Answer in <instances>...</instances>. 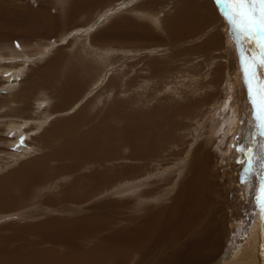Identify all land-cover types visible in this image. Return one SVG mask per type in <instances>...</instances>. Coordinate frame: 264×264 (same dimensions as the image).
I'll list each match as a JSON object with an SVG mask.
<instances>
[{"label": "bare ground", "instance_id": "obj_1", "mask_svg": "<svg viewBox=\"0 0 264 264\" xmlns=\"http://www.w3.org/2000/svg\"><path fill=\"white\" fill-rule=\"evenodd\" d=\"M191 1L194 2L193 6L190 5ZM104 2L108 5L113 3L112 0H65V11L72 13L71 15L73 16L74 14L77 16V13H83L84 15V13H87L90 9L92 10L93 7H98ZM153 2H156L155 5H159V7L153 5H151L150 8L135 6L128 10L132 13H136L137 11L149 9L144 15L141 13L140 16H144L143 18L147 17L146 19L148 21L151 20L150 22L154 23L158 29L164 30L167 33L169 44L181 43L190 39L195 40L203 32L209 34V40L198 48H194L193 52H191L192 50H189V52H178L174 49L176 52L175 56L171 54L173 47L170 49L166 45L160 47L166 50L167 57L164 59L158 57V59L156 58L148 62L146 66L151 65V67L149 70L148 68L144 69L146 71L145 76H147V80L151 81L153 84L161 82H157L155 79V76L160 75L162 71L158 60L171 63L169 64L171 67L172 64L176 63L175 61L182 56L208 54L212 50L210 46L215 44L225 52V54L221 53V56L222 60L227 64L228 72H230L229 75L233 76L232 78L228 76V78L231 80V89L233 91L235 90L234 93L238 95L240 91L248 89L251 96H255L259 99L258 92H256L255 89L257 90L260 86V82H256L259 85L258 87L249 85V87L243 89L241 80L244 71L241 67L234 71L235 60L236 57L238 58V55L235 53L234 60L233 53L235 52L234 50L238 48L241 54L240 58H242L244 56L242 49H244L245 52L247 50L245 41L247 40L249 45L254 46L256 42L264 41V32L253 29L251 35L245 37L240 33L235 24L229 22L226 7L223 4H217L216 0H177L178 10L175 11L172 7H170V9L166 8L165 13L172 11V14L162 16V19L157 15H159L165 3L161 0H153ZM167 3L171 5L169 1H167ZM107 7L109 6L102 7L97 13L98 15H96L100 17L102 15L101 13L105 14V10L108 9ZM154 11L157 12L154 13ZM15 13L20 15L23 12L17 8ZM106 13L105 15H108L109 12L107 11ZM117 13H121L119 9ZM223 14L227 18L228 23H226ZM68 15H65L66 18ZM105 15L104 17L106 18L107 16ZM114 15H116V11ZM180 15L183 16L184 21L182 23L173 22V19ZM69 17L67 19H73L72 16ZM228 24H231V26ZM235 34H239L240 36V40L238 39L236 47V42H234L232 38ZM100 39L101 36L98 40ZM225 44H227L230 49L227 54L226 47L224 46ZM82 45L80 48L87 49L88 54L93 53L92 58L97 61L100 56L99 49H96V47L94 49V47H91L92 45H89V48H93V50L91 49L92 51H90L89 48ZM84 52L86 51L84 50ZM247 56L249 57V53ZM81 58L86 61L89 60L87 57L81 56ZM257 58L256 60L260 61L261 58L258 56ZM61 61L62 59H56L54 63L58 65V69L69 70L70 73L72 72L74 74L77 72V69L73 68V66L65 65ZM215 61L216 59L211 60V62ZM206 62L209 63V61ZM239 62L240 61H238V63ZM87 65L85 68H81L77 74L90 76L94 71L91 67L89 69ZM262 71L264 72V68ZM260 72L255 70L251 75H249V73L247 79L249 80V78L255 74L259 76L258 74ZM177 74L178 73H174L173 77ZM190 75L191 74L188 76ZM45 79H48L46 75ZM123 82L124 81L117 84V86L119 85L118 88H120ZM131 84L132 81H130V86ZM156 86L154 85L153 88L154 93L156 91ZM186 88L189 89L187 91L190 92L193 99L197 100V98H199L197 92L200 90L201 85L199 79L196 78L195 75L193 81L186 85ZM191 92L195 93L198 97H194ZM170 93L174 95V90L172 89ZM164 95H167L166 87L164 89ZM144 98H146L147 101H152L154 99L152 96ZM245 99L247 105V110H245L246 121L249 123L252 120L254 124L260 123L253 119V106L250 105H253L252 99L251 103L250 98L248 99L245 97ZM162 100L163 105L154 103L149 107L143 104L140 108L133 109L130 111L128 117H124L126 122L124 121L123 126H119V128L118 121L120 122L121 120L117 118L112 119L117 127H112L111 125H109V127L108 125L102 127V122L98 123L93 132L97 138L95 143H91L89 140L92 137V134L89 132L92 124L90 126L88 124L90 120L79 116L74 121V124L71 122L66 125L64 130L59 129L57 134L51 135L48 132L46 135H41L37 140L40 145L38 146V143H35L36 145L32 144V146H34L33 148H37L36 152L33 150L35 153L32 151L34 154H31V157L27 155V157L29 156L31 158H28L30 161L23 162V160L19 158L22 160L23 164L18 170L6 173L3 176L0 175L2 176L0 177V215L3 216L5 213H10V211L21 210L18 215L20 219L16 218L17 222L0 224V242H2L0 243V264H152L147 260V257L149 258L150 255L157 251V248L162 247L165 243H171V245L160 252V255L163 256L161 264H200L205 261L206 262L203 264H217L219 260L224 258V256L218 255L217 251L223 246V243L227 241L228 246L226 254L228 255L232 252L233 261H228L225 264H251L253 262V257H251L253 253H256L255 256L259 255V258L261 256L263 261L262 264H264V224L263 229L261 228V242L257 243L258 241H256L258 244L257 246L255 243L257 248L254 245V251L253 249L251 250L252 252L247 250V256L242 255L243 257H241L243 251L247 253V251L244 250L247 245V241L245 242L246 236H244L243 239L240 238V235L248 229V225L242 223L243 221H248L251 214L257 216L258 219H260V217L262 218V215H264L261 212V208L264 207V192H261V199L259 202L256 199L258 190H260L261 185L264 184V174L262 172L264 165L261 169L260 167H254V169L250 168V170L245 169L246 165L244 166V164H246L247 160L246 158L243 159L244 154L242 148L247 144L246 143L245 145H240L238 151L235 150L236 145H234L232 150L227 149L228 156H226L225 159L229 160V167L231 168L237 165V167L240 168L239 170L227 171L226 168L223 172L217 171L213 165L215 156H213L214 152L210 146L208 148H202L199 152L198 149L195 148L198 144L192 149H190L192 145H189L194 144L195 141L199 139V137L194 138V140L191 139V135L195 132L201 137H204L207 135V132H209L208 127L212 126L213 130H217L214 124L209 126L206 125L208 124L207 122H209L208 120L212 119L210 117L212 113L209 117L206 116L202 122L200 121L197 123L195 121L196 119L193 121V133L189 132L192 127H190L188 131L185 130L181 132V127H184V121H186L185 123H187V121L191 122L193 118H197L201 115L200 109L198 111L200 105L197 104V109L195 106H193L195 109H190L188 107L193 105L191 101H187L186 104L183 105L179 102H174L170 98L167 99V97ZM218 102H221L220 98H218ZM216 104L217 102H215L212 107L208 108L206 105H204V107L208 108L210 111H214V115L218 113V109L213 110ZM10 106L12 105L10 104ZM13 106L16 105L13 104ZM120 109L119 106L118 110ZM124 110L119 113H124ZM77 111H79L80 114V109ZM145 111L148 112L149 117H144ZM160 112L163 115V119L161 122L157 123L158 120H156L155 116ZM223 119L225 120L226 118ZM215 120H219V117H216ZM240 122H244L243 117L240 118ZM72 125L75 138L69 136L67 140H60L57 145H53L52 142L55 141V137L59 136L60 133L68 132ZM77 125L81 128H77ZM246 126L242 127L241 131ZM199 127L201 131L203 130V133L199 132ZM80 129H82L81 134H79ZM17 130L14 133L19 135V129ZM224 131H226V129ZM234 131L237 134L239 133L238 124L232 126L230 131H228L227 141L229 136H231L230 134H233ZM248 131L249 128H247L246 132ZM251 132L253 133V131ZM179 133L183 134V137H181ZM224 136L227 135L224 134L223 137ZM186 138L189 140L187 146L190 147L184 155H181L180 150ZM74 139L76 141H72ZM232 139L236 140L233 137ZM34 141L36 142V140ZM69 141H71V143H68ZM14 144L13 150H19V145H21V150L32 148V146L26 145L25 143L20 144L17 142ZM122 145L123 147L121 148ZM120 148L121 150H119ZM81 151H83V155L78 156ZM7 155L9 156V154L5 156ZM27 157L25 156V158ZM15 161L17 162L16 159ZM178 161H183V166L181 165L182 167L180 169L176 168V170L172 171L170 168L169 172L166 170V173H169L168 175L165 173L164 176L166 178L162 176V173L165 171L164 167L169 168L167 166L172 163H174L173 166H175ZM22 162H20V164ZM6 163L7 162H5L4 165H6ZM64 163L67 164L64 166ZM210 163H212L211 168ZM124 165L129 166L125 167ZM260 165H262V161ZM7 166L9 167V165ZM242 166L244 167L241 169ZM184 167L187 171L181 177L182 183L176 187L169 201L150 200L156 197L158 193L165 192L164 189L167 186L165 181L172 182L175 180L179 177L177 175L182 173V168ZM6 169L4 170L5 172H7ZM12 169L13 168H10L9 170ZM157 169L160 173L162 172L161 174L159 173L163 178L162 180H160V176L159 179H157ZM251 170H253V172H251ZM130 172L132 173L130 174ZM149 174H154L157 178L155 177L156 179L154 178L153 181H150L152 178L147 177ZM21 176L22 178L23 176L27 177L23 178V181L17 180ZM145 177L149 178L147 182L145 181ZM223 177L225 179L228 177L227 182L224 181ZM13 180H15V187L21 186V195L18 205H16V200L8 198L7 196V192H10L7 187L11 186ZM56 180H59V184L58 186L56 185L57 187H55L54 190L53 185ZM228 183L230 186H225ZM131 184L135 187V189L133 188L134 191L130 189ZM257 186L259 188L258 190ZM56 189L62 190V193L57 195L54 193ZM114 189L116 191H113ZM125 194L129 195L125 196ZM53 195L68 202V205L64 206L72 208V210L67 212H72L73 217H60L54 222H51L54 215L64 213V211L58 212L56 210L57 201L54 200ZM111 195L118 196L116 199L110 198V201L103 203H97V201H95V203H97L95 205L93 204L94 202L90 203L93 201L90 200L88 205L94 206L90 207V209L87 207L88 199L96 196L98 199L101 197H107L109 199ZM10 196L16 199L14 195ZM98 196H100V198ZM165 197H167V195ZM224 197H227V199L230 197V204L221 209L218 208V205L215 206L210 203L212 201L211 198L218 199ZM32 201L34 202L31 203ZM37 201L39 203H37ZM29 203L33 204V206ZM34 205L37 206L34 207ZM74 205L82 206V208H75ZM32 207L35 210H32ZM88 210L113 211V213H110L115 217H83L87 214ZM219 210H223L229 216L228 224H224V220L217 216ZM79 212L82 214L83 218H78L80 215ZM98 219L102 220L101 225L93 223ZM263 220L264 219L261 221L260 219L259 222L264 223ZM257 222H255V224ZM253 235L256 236L257 234ZM185 244L192 246L193 249L189 252L181 253L180 250L185 247ZM237 247L239 248L233 250V248ZM134 249L139 252L137 256L133 252ZM59 250L65 251L59 253L57 252ZM169 250L170 253L167 254ZM166 254L167 256H165ZM259 258L255 260L258 262L260 260ZM212 259L213 262L215 259H218V261L212 263Z\"/></svg>", "mask_w": 264, "mask_h": 264}, {"label": "rangeland", "instance_id": "obj_2", "mask_svg": "<svg viewBox=\"0 0 264 264\" xmlns=\"http://www.w3.org/2000/svg\"><path fill=\"white\" fill-rule=\"evenodd\" d=\"M112 1L113 3L110 5L104 2L98 7H93L92 10L90 9L88 11L89 13H84V15L83 13H77V16H75V14L73 16L71 15L72 13L65 11V0H0V175L3 176L6 173H11L12 171L18 170L23 162L30 161V155L34 154L37 150V148H33L34 146H32V144L36 145L35 143H38L37 140L41 137V135H46L48 132L51 135L57 134L59 129L64 130L66 125L70 124L71 122L74 124V121L79 116L90 120L88 124L89 126L92 124V127L89 129V132L92 134V140L91 138L89 140L91 143H95L97 138L93 132L96 129L98 123L102 122V127L105 125H108V127L109 125L112 127H117V125L112 121V119L117 118L121 120L120 122L118 121L119 128V126H123V122L125 121L124 117H128L130 111L140 108L143 104H146L149 107H151L154 103L163 105L162 99L165 97L183 105H185L187 101H191L193 105L188 107L190 109H197V104L200 105L198 111L200 109L201 115L197 118H193L191 122L187 121V123H185L186 121H184V127H181V132L185 130L188 131L190 127H192L189 132L193 133V121L196 119L195 121L197 123L200 121L202 122V120L205 119L206 116L209 117L211 113L212 115L210 117L212 119H207L209 122H207L208 124L206 125H216L217 130H213L212 126L208 127L209 132H207V135L204 137H201L196 132L191 135L192 140L199 137V139L196 140L194 144H189V140L186 138V141H184V144H182V148L180 150L181 155H184L188 151L190 147L187 146L188 144L192 145L190 149L198 144L195 146V148H197L199 152L202 148H208L210 146L214 152L213 156H215V161L213 162V165L217 171L223 172L226 170V168L227 171L237 169L239 170L240 168L237 167V165L230 168L229 160H226L225 157L228 156V150H232L234 145H236L235 150L238 151L240 145H245L247 143L248 145L246 144L243 146V148H245H242V152L244 154L243 159L246 158L247 160L246 164H244V166L246 165L245 169L250 170V168L254 169V167H260L261 169V167L264 165V126H262L261 122L254 124L252 120L249 123L246 121L245 110H247V105L245 97L248 99L250 98V103L252 99L253 104L258 102V98L251 96L248 89H244L249 87V85H253V87H258L260 85V88L264 87V72L262 71L264 65L260 64L259 61L256 60L258 59L257 56L261 59L264 58V50H261L258 47V42H256L254 46H251L246 40L245 44L247 50L245 52L244 49H242L244 52V56L242 58H240L241 54L239 53V49L237 48V50H234V60L235 53L238 55V58L236 57L235 60L234 71H236V69L239 67H241L244 71V75L242 76L241 80L244 90L240 91L238 95L234 93L235 90L233 91L231 89V80L228 78V76H230V72H228L226 62L222 60L221 53L225 54V52L215 44L210 46L212 50L208 54L182 56L175 61L177 64L174 63L171 67L169 66L171 63L158 60L162 71L160 75L155 76V79L157 82L161 81L162 83L160 82L158 84H153L151 81L147 80V76H145L146 71L144 69L148 68L149 70L151 65H146L148 62H150V60H154L156 58L158 59V57H162V59L167 57V53L165 52L166 50L161 49L160 47L164 45H166L169 49L173 47V51L171 52L173 56L176 54L174 49L178 52H189V50H192L191 52H193L194 48H198L200 45L206 43L209 40V34L203 32L195 40L190 39L181 43L169 44L167 33L164 30L158 29L154 23L150 22L151 20L148 21L146 19L147 17L143 18L144 16H140L141 13L144 15L149 9L137 11L136 13L129 11L131 7L135 6H145L150 8L151 5H153L159 7V5H155L156 2H153V0ZM161 1L165 3V5L159 15H157L160 19H162V16H168L172 14V11L165 13L166 8L170 9V7H172L175 11L178 10V3H176L177 0H166V2L165 0ZM167 1H169L171 5H169ZM190 5L193 6L194 2L191 1ZM104 6H109L107 8H110L109 10H105L106 12H109L108 15H105L107 14L105 12V14L101 13L102 15L100 17L97 16V13ZM247 7L249 10H254L257 14L260 13L261 5L259 4H256L254 7L252 5H248ZM17 8H19L23 13L20 15L16 14L15 11ZM118 9L121 13H117ZM115 11L116 15H114ZM155 12L157 11H154V13ZM65 15H68L67 18L72 16L73 19L69 17V20ZM104 15L107 17L105 18ZM101 17H104V19L101 20ZM225 20L226 23H228L226 17ZM183 21L184 18L182 15L173 19V22L176 23H182ZM228 25L231 26V24ZM100 36L101 39L98 40ZM235 36L232 38L234 42H236V47L238 44V39L240 40V36L239 34H235ZM82 44L87 48L92 45L91 47H94V49L95 47L96 49H99L98 51H100V56L98 57L97 61L92 58L93 53L88 54L87 49L80 48ZM224 46L226 47L227 54V52L230 50L229 46L227 44ZM89 49L90 51L93 50V48ZM84 50L86 52H84ZM248 53L249 57L247 56ZM81 56L87 57L89 60H83ZM253 58L255 59L253 60ZM56 59H62V63L73 66V68L77 69V72L89 64L87 66H89V69L91 67L94 72H92L90 76H85V74L78 75L77 72L74 74L72 72L70 73L69 70L58 69V65L54 64ZM212 59H216V61L211 62ZM206 61H209V63ZM238 61L240 62L238 63ZM255 70L258 72L261 71L258 74L259 76L255 74L248 80L247 78L249 75L255 72ZM174 73L178 74L173 77ZM44 74L48 77V79H45ZM189 74H194L195 77L200 81L201 88L197 92L199 98H197L198 96L195 95V93L191 92L193 93V96L197 98V100L192 98L190 92L187 91L189 89L186 88V85L191 83L194 78V75H192V77L191 75L188 76ZM232 77L233 76H230V78ZM122 81L124 82L120 88H118L119 85L117 86V84ZM130 81H132L131 86ZM256 82H258L259 85ZM154 85H157L155 93L153 92ZM165 87L167 88V95H164ZM259 87L257 90L255 89L256 92L260 90ZM172 89L174 90V95L170 93ZM143 96H152L154 99L152 101H147ZM217 97L221 99V102H218ZM215 102H217V104L213 110L218 109V113L213 115L214 111H210L208 108L212 107ZM10 104L12 106H10ZM13 104L16 106H13ZM204 105H206L208 108L204 107ZM250 105L253 106L252 104ZM119 106L121 108L120 110H118ZM193 106H195V108ZM79 109L80 114L79 111H77ZM122 110H124V113H119ZM257 111H259L258 104ZM144 117H149L147 111H145ZM155 117L156 120H158L157 123L161 122L163 119L161 112ZM216 117H219V120L216 121ZM241 117L244 119V122L242 123L240 122ZM223 118L226 119L224 120ZM236 124H238L239 133L237 134L234 131L233 134H230L236 140L229 136L227 141L228 131H230L232 126H236ZM244 126L246 127L241 131L242 127ZM16 128L19 129V135L14 133L17 130ZM77 128L81 127L77 125ZM247 128H249L248 132H246ZM82 129H80L79 134L82 133ZM225 129L226 131H224ZM251 131H253V133ZM199 132L203 133V130L201 131L200 127ZM223 133L227 136L223 137ZM69 136L75 138L73 125L70 126L68 132L60 133L59 136L55 137V141L52 142V144L57 145L60 140H67ZM180 136L183 137V134H180ZM34 140H36V142ZM13 141L14 143H25L26 145L32 146V148L30 147L26 150L22 149L24 150L22 151L21 145H19V150H13V147L15 146ZM72 141L76 140L74 139ZM68 143H71V141ZM39 145L40 143H38V146ZM122 147L123 145L121 148ZM121 148L119 150H121ZM6 154H9V156H5ZM27 155L30 157H27ZM82 155L83 151L79 152L78 156ZM25 156L27 158H25ZM19 158H21L23 162ZM18 159L20 162H22L21 164ZM261 161L262 165H260ZM5 162H7L6 165H4ZM176 163L175 166H173L174 163H172L171 165L167 166L169 168L164 167L165 171L164 173L161 172L163 174L162 176H164L167 171L169 172L170 168L172 171H174L176 168L180 169L183 166V161H178ZM65 164L67 163H64L63 165L65 166ZM7 165H9V167ZM124 166L127 167L129 165ZM211 166L212 163H210V168ZM244 166H242L241 169ZM185 167L182 168V173L177 175L179 177H177L175 180L172 182L165 181L167 184L166 188L164 189L165 192L158 193L156 197H153V199L150 200L169 201L173 196L176 187L182 183L181 177L187 171ZM10 168L13 169L9 170ZM5 169L7 172L4 171ZM251 172H253V170H251ZM262 172L264 174V169ZM131 173L132 172H130V174ZM159 173L160 171L157 169V175H155L158 178L154 176V174H149L147 177L152 178L150 181H153L155 177L159 179L160 176V180H162L163 178L161 175H159ZM168 174L166 173V175ZM27 176H23V178H26ZM147 177H145L146 182L149 180ZM23 178L21 176L17 180L23 181ZM64 179L66 178L64 177ZM223 179L227 182L228 177L226 179L223 177ZM14 181L15 180L12 181L11 186L7 187L8 191H10L7 192V196L8 198L16 200V205H18L21 195V186L15 187ZM58 181L59 180H56L55 184L53 185L54 190L59 184ZM131 186L130 189L134 191L135 187L132 186L131 188ZM225 186H230V184L228 183ZM258 189L259 188L257 186V190ZM113 191L116 190L114 189ZM54 193L59 195L62 193V190L56 189V192ZM129 194H125V196H128ZM164 194L165 196L167 195V197H165ZM10 195H14L16 199L12 198ZM117 196L118 195H111L109 196V199L107 197L100 198V196H98L100 198L98 199L96 196L87 200V207L90 209V207H93L97 203L110 201V198L116 199ZM53 198L55 201H57L56 210L58 212L64 211V213L54 215L51 222H54L60 217H73L72 212H67L72 210V208L64 206L68 205V202L55 195H53ZM229 199L230 197L228 199L227 197L218 199L211 198L212 201L210 200V203L214 204L215 206L218 205V208L221 209L230 204ZM90 200H93L90 203L94 202V205H88ZM95 201H97V203H95ZM33 202L34 201L31 203ZM37 203L39 202L37 201ZM30 205L33 206V204ZM36 206L37 205H34V207ZM74 207L80 209L82 208V206L77 205H74ZM32 210L35 209L32 207ZM20 211L21 210L10 211V213H5L3 216L0 215V224L6 222H17V219H20L18 218ZM110 212L113 213V211ZM110 212L88 210L87 214L83 217H115ZM217 216L224 220V224L229 223V216L223 210H219ZM83 217L82 214L78 216V218ZM257 219V216L251 214L248 221L242 222L248 225V229L240 235L241 239L246 236L245 242L247 241V245L245 246V251H251L252 249L254 251V248H257L258 246L257 243L261 242L260 236L262 237L264 223L259 222L260 219L262 221L261 217L258 219V222ZM255 222L257 223L255 224ZM93 223L101 225L102 220L98 219ZM253 234L257 235L254 236ZM256 241L258 242L256 243ZM169 245H171V243H165L162 247L157 248V251L154 254L150 255L149 258L147 257V260H149L152 264H161L163 256L160 255V252L164 251ZM227 246L228 241L223 243V246H221L217 251L218 255H222L224 258L219 261L218 259H215L214 262L218 261L217 264H225L228 261H233L231 254L232 252H230L228 255L226 254ZM238 248L239 247L233 248V250ZM192 249V246L185 244V247L181 249L180 252L186 253ZM64 251L65 250H59L57 252L61 253ZM248 251L247 253L243 251L241 253V257L247 256ZM133 252L136 254V256L139 253L136 249H134ZM169 253L170 250L167 251V254ZM167 254L165 256H167ZM255 255L256 253L251 255V257H253V262L251 264H262L263 261L261 256L259 258V255ZM258 258L260 260L257 262L255 259ZM211 262L214 263L213 259Z\"/></svg>", "mask_w": 264, "mask_h": 264}, {"label": "snow or ice", "instance_id": "obj_3", "mask_svg": "<svg viewBox=\"0 0 264 264\" xmlns=\"http://www.w3.org/2000/svg\"><path fill=\"white\" fill-rule=\"evenodd\" d=\"M216 3L223 4L226 7L229 22L235 24L240 33L245 37L250 36L253 29L264 31V0H216ZM256 4L261 5L259 15H257L254 10H249L247 7L248 5L254 7ZM103 19L104 17H101V20ZM258 47L264 50V41H259ZM259 63L264 65V58L260 59ZM258 97L257 103L259 111H257V103H254L253 119L254 121L261 122L262 126H264V87L260 88L258 91ZM261 192H264V184H262L261 189L258 190L256 197L258 202L261 199ZM261 212L264 214V207L261 208ZM262 219H264V215H262Z\"/></svg>", "mask_w": 264, "mask_h": 264}]
</instances>
